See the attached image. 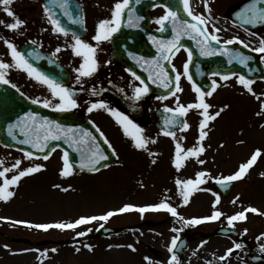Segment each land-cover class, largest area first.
Here are the masks:
<instances>
[{"label":"rangeland","instance_id":"374dc122","mask_svg":"<svg viewBox=\"0 0 264 264\" xmlns=\"http://www.w3.org/2000/svg\"><path fill=\"white\" fill-rule=\"evenodd\" d=\"M84 8L86 19H95L98 15H111L116 0H79ZM227 8L234 0H220ZM94 3L100 5L96 6ZM94 5L96 7H94ZM19 18L27 23L18 30H10L5 25L14 22L0 4V60L12 64L10 50L4 43L8 40L6 33L19 35L21 41H36L45 53L61 62L68 70L75 71L83 62L82 57L74 54L72 44L74 40L62 33L53 31L48 15L40 0H13L9 6ZM217 8V4L215 5ZM17 46L13 39L8 40ZM61 51L53 55L57 48ZM6 72V78L11 83L23 87L29 96L43 103L50 100L51 92L45 84L30 78L25 72L12 67ZM219 87L211 97H205L211 104V113L227 107L221 115L210 122L208 136L203 142L205 152L200 159L205 160L201 165L195 158H189L185 166L177 170L173 164L175 144L178 140L186 150L197 144L199 137V123L202 117L199 110L192 109L185 116L190 127L172 137L162 136L154 128L144 131V135L157 142L149 144L148 151L138 150L133 141L122 136L119 129H108L104 133L108 141L117 147V163L100 170L97 173L77 171L64 177L61 169L64 167L60 160V151L55 150L48 160L27 158L24 153L15 149L0 148V170L4 167L12 168L17 160L22 163L20 168H27L33 164L44 167L41 171L22 178L18 185L12 186L15 193L7 202L0 200V233L12 238H27L30 241H49V243L33 247L29 242L10 241L0 234V264H168L172 253L168 251L173 237L181 235V231L174 229L189 228L183 221L166 220L174 217L167 211H147L143 214L137 211L114 215L109 220L93 221L75 229L50 228L38 229L30 225L71 223L82 216H100L125 204L138 207L154 205L165 200L177 208L178 213L185 219L209 216L213 212L215 190L212 182L220 176L234 173L239 165L246 162L256 149L262 151L256 164L247 175L235 181L232 192L221 197L217 208L225 215L219 220L204 222L196 226L198 232L212 233L216 228L228 226L227 216L243 210L249 206L255 207L264 213V114L257 115L261 104L264 103V81L254 82L252 87L257 100L252 94L241 86L237 77L230 81H218ZM182 92L176 93L179 102L183 105L197 102V93L189 85L180 82ZM176 96L161 99V103L175 108ZM119 148V149H118ZM59 159V160H58ZM155 159L157 162L152 163ZM34 165V166H35ZM12 169L7 177L17 173ZM206 171L209 176L204 179L206 183L199 187L205 190L196 191L190 198L188 205H183L180 189L176 180L195 179L196 173ZM0 177V184L3 182ZM54 185H60L59 188ZM68 188V191H64ZM217 193V192H215ZM218 194V193H217ZM239 198L236 203L232 201ZM178 218V217H174ZM142 220L159 221L156 225L145 226L141 224L137 229L125 230L116 235H95L77 240L74 243L57 244L56 241L74 239L78 232L94 233L98 226L121 228L133 226ZM23 221L27 223H16ZM92 231L88 232L87 229ZM240 237L248 242L235 240L232 236H211L202 238L195 236L188 243L185 264H251L246 260L248 251L262 253L260 245L264 238L257 239L264 234V215L248 213L247 220L236 222L235 227ZM244 229H248L244 233ZM234 243H241L243 247L235 250L225 261L226 250L232 248ZM131 244L136 251L128 247ZM85 245H90L91 250ZM111 246V247H110ZM80 250L77 251L76 249ZM56 249V251H52ZM145 257L149 259L146 260Z\"/></svg>","mask_w":264,"mask_h":264},{"label":"snow or ice","instance_id":"6c2138e0","mask_svg":"<svg viewBox=\"0 0 264 264\" xmlns=\"http://www.w3.org/2000/svg\"><path fill=\"white\" fill-rule=\"evenodd\" d=\"M13 0H0V4L4 6L3 10L9 17H14V22L7 23L5 26L10 30H18L27 22L14 13L10 9V5ZM140 0H136V3H139ZM183 5V11L187 14V16L191 17V21L186 19H181L180 14L177 10H173L170 7L166 6V14L161 16L156 22L161 25L160 31H163L166 23L171 22L172 24V31L174 33L172 39L170 40H157L156 37H149L156 45L158 50V56L153 58L152 60L147 61L149 65H154V69L149 72V79L156 83L157 81L160 82L161 86L166 89H171L172 84L170 83V76L168 73V69L161 63V61H169L171 62L175 53H178L181 45V39L184 36H189L193 39H197V43L200 46V54L203 56H211L217 54L219 52L222 55L228 56V62L232 63L233 61H238L241 65L247 66L248 62L253 59V57L245 55L244 53L240 52L236 49H230L226 47L227 45H232L234 43H240L243 47H249L242 40H238V38L234 37L232 39H228L223 41L224 45H226L222 49L213 48L211 46V42H215L216 44L221 43V37L217 35L221 31L219 28H214L212 32L208 31V21L206 18L200 14L196 15L193 13L189 6V0H181ZM132 0H116L114 4L111 18L104 19L99 22L97 25L96 35L93 37V40L97 42V44L110 40L115 33H117L121 26L122 21L125 15V10H129L128 17H127V26L128 27H139V21L143 19L140 16H134V9H130V5ZM51 5H45V13L48 15L49 23L53 25V31L57 33H62L63 35L67 36L69 33V29L65 28L61 21L55 18L53 8L58 6L60 9L63 10L65 16L72 21V23L76 24H83V18L76 19L69 7H68V0H51ZM205 7L210 12V6L205 0ZM238 17L244 24H255V23H264V0H251L250 4L238 14ZM4 23V21H0V24ZM74 43L72 45L73 52L76 56L82 57L83 62L80 66L75 69L78 73L76 77V81L79 83L82 77H90L92 76L99 67V62L97 60V47L87 43L79 35L75 32L72 33ZM4 43L7 45V48L10 50V55L12 57V64L5 63L4 61L0 60V84L8 85L10 84V80L6 78L5 70L15 67L23 72H25L30 78L35 79L39 83L45 84L52 92V94L59 98L60 103L55 105L56 110L58 111H67L71 108L77 107V102L73 98V90L65 87L62 83L58 82L55 78L50 77L49 75L40 71L37 67L33 65L26 58L24 52L18 50L15 43L4 40ZM33 44L36 41H32ZM61 49L58 47L53 55L60 52ZM254 52L264 53V39H261L260 45L252 49ZM28 56H32L34 59H39L40 54L36 51L29 52ZM189 62L191 61L192 53L189 51ZM143 59V58H140ZM189 62L184 64V75L191 81L192 76L189 75ZM136 80L140 81L142 87H136L134 89V96L133 99L139 100L142 96L146 95L149 91L148 85L141 79L140 76L136 75L135 72L132 73ZM212 75H217V73H213ZM232 76H237L236 73H232ZM223 80L227 81L230 76L225 74L221 77ZM181 79V74L176 72L175 74V91L170 92V95L176 96V93L182 92L183 89L180 87L179 81ZM238 83L243 86L248 93L252 94L257 100H260L261 97L257 95L252 87L254 81L251 79L246 78L244 75L237 76ZM11 87L13 89H17V85L15 83H11ZM219 87L215 80L212 81L211 90L205 92L202 88L196 85L193 82V89L197 93V102L190 103L188 105H183L179 102V97L176 96V103L177 106L173 108L165 107L164 111L166 113H172L171 117L165 118V125L167 128H171L173 126L179 125L183 130H186L190 127L189 123L186 120H181L187 115V113L192 110L196 109L199 110V115L202 117L199 123V137L197 144L191 148L184 149L181 143L176 140V134L174 131L171 130H163L162 134L165 136L172 137L173 140H176L175 144V155L173 159V164L177 170H180L182 167L185 166V162L189 158H195L199 164H205V160L200 159L201 155L205 152V147L203 142L205 141L206 137L208 136L207 128L210 122L215 121L221 113L225 110L227 105L224 108L216 111L215 113H211L210 109L212 107L211 104L206 102L205 97H211L216 89ZM95 91H93V95H95ZM167 96L157 97V99H167ZM33 103H40L39 100H33ZM44 107L49 106V101L45 100L43 102ZM105 109L108 111L117 121V123L122 127L124 134L131 138L133 141V145L138 150L148 151L150 156H155L156 153L149 151V144L156 143L155 139H151L146 137L144 133V129L141 128L138 124H136L133 120L129 118L128 115L124 114L123 112L118 111L117 109L110 108L104 101H99L98 103H93L88 108L89 112H92L94 109ZM264 114V103L261 104L260 111L257 112V115ZM264 127V125H261ZM16 130H19L20 133L24 136V139L20 140L19 142L22 144H30L33 148L43 152L45 149L48 148L50 141H56L65 139L70 145H87V153L81 151V147H77V151H81V161H80V168L87 169L90 172L98 171L97 165L101 164V161H106L108 156L105 154L103 149L100 147V144L97 142L96 137L87 130H79L81 135L79 137H75L76 130L71 128H65L61 124L49 121L47 118H40L37 116L36 113L30 112L25 114L24 117H20L16 123L9 124L7 126L8 135L11 136L13 139H16ZM96 131L99 132L101 137H104L103 142L108 145L109 148H112L111 143L108 141L105 134L97 127ZM51 151H55V148L51 149ZM113 154H115V149H112ZM33 152H25V156L29 159L33 157ZM262 156V151L260 149H256L253 154L247 159L246 162H243L239 165L238 169L227 176H220L217 177L215 182L219 184L222 188L227 189L230 184L234 181H238L243 179L248 171L256 164L258 158ZM44 160H48L49 156L45 154L43 156ZM64 167L61 169V175L64 177H68L73 174V168L69 164V157L68 153L65 152L63 156ZM157 161L155 159L152 160V163L155 164ZM3 162H0L2 164ZM21 161L17 160L12 168L4 167L3 170H0V177H3V182L0 184V200L7 202L11 197L15 195L13 191H11L12 186L18 185L19 181L29 175L37 173L42 170L44 167L43 165L36 164L35 166H30L27 168H20ZM17 169V173L12 175L11 178L7 177V173L12 171V169ZM210 174L206 171H199L196 173L195 179H187V180H176V184L180 189V196L182 197L183 205H188L190 203V198L196 191H202L205 189L200 188L199 186L206 183L204 179L206 176ZM264 175V174H262ZM54 187L59 188L60 185H54ZM64 191H68V188H64ZM215 196L214 203L212 205L213 212L209 216L205 217H193L190 219H185L181 216L177 208L174 207L172 204L167 202V200L157 203L154 205H148L144 207H138L133 204H125L122 207L110 210L100 216H82L76 219L74 222L71 223H56V224H36L30 225L32 227H36L38 229L48 230L50 228H59V229H75L81 225L90 224L93 221H107L114 215L137 211L141 214L147 211H167L174 217H178L181 221H183L184 225H199L204 222L216 221L219 220L225 214L220 211L217 206L221 202L220 195L213 192ZM239 198L237 197L232 201V203H236ZM248 213H258L264 215V213H260L259 210L255 207L249 206L244 208L241 211L234 213L233 215L227 216V224L230 228L235 227L236 222H244L247 220ZM16 223H27L23 221H17ZM103 227V224H101ZM88 232H91L92 229L88 228ZM174 231L179 232L181 229H174ZM248 229H244V233L246 234ZM86 232H78L77 236H85ZM264 238V234L258 236L257 239L260 240ZM178 244V237H173L171 240V246L169 247L168 251L173 253L170 257L168 264H181L177 255L175 254V250ZM91 250L90 245H85ZM111 247V246H110ZM132 251H136L135 247L131 244L128 245ZM243 245L241 243H234L232 248L226 250L225 256H221L220 260L225 261L228 256H230L235 250L241 249ZM260 249L264 252V244L260 245ZM77 251L80 249L77 248ZM52 251H56V249H52ZM148 260V257H145Z\"/></svg>","mask_w":264,"mask_h":264},{"label":"water","instance_id":"95a60500","mask_svg":"<svg viewBox=\"0 0 264 264\" xmlns=\"http://www.w3.org/2000/svg\"><path fill=\"white\" fill-rule=\"evenodd\" d=\"M139 3H136V0H132L130 9L135 10L133 14H138L139 12L144 13L146 8L150 6V4L147 2L145 3L146 7L141 8ZM247 4L248 3H245V5L240 8L237 14L241 13L248 6ZM47 5L52 7L51 0L48 1ZM53 11H54L55 18L61 21L60 18L62 17L60 15V9L58 8V6H55L53 8ZM128 12L129 10H125L126 15H128ZM61 24L63 25V23ZM126 36H129V39H127V42H126ZM120 40H123L124 42H126L125 49H128L129 51H131V54H135L136 52H139L141 50L143 36L138 37L135 33H132V34L124 35V37ZM217 49H222V48H217ZM19 50L24 52L26 55V58L29 59V61L33 63V65L37 67L40 71H42L43 73L47 75L50 73V71H52L51 75L49 76L52 78H55L56 80L58 78L57 81L63 82V80H60V79H64L65 75H62L61 73L60 74L53 73V71H59V67L55 64V62L51 58L45 56L35 46L30 45V44H24L19 48ZM32 51L38 52L40 54V58L34 59L32 56L27 55L29 52H32ZM116 56H117L116 58L119 61L123 62L119 54H116ZM248 56H251V55H248ZM251 57H253V59L248 62L247 66H245V65H241L238 61H233L232 63H229L228 56L222 55L219 52L211 56L202 57L201 55V58L198 57V54L196 53L197 62L194 65H192L190 68L192 79L202 89H206L205 84L203 82L204 77L201 73L198 72L199 68L203 69L202 68L203 65H210L211 68L208 69L210 71L220 72L224 74H226V72H238L247 78H262L264 76L263 67L261 66L256 56L252 55ZM47 64H51V67L46 66ZM163 65L165 66V68L168 67L167 62L165 61H163ZM137 70L139 69L137 68ZM136 73L138 75H142L141 72L139 71H137ZM168 73H169V76H171L170 72ZM52 75L57 76V78L53 77ZM151 90H155V89H151ZM161 92H165V91H161ZM30 112L36 113L37 116L40 118H47L49 121L57 122L61 124L62 126H64L65 128H71V129L76 130L75 137H79L81 135L79 130H82V129L91 132L96 137L97 142L100 144V147L103 149V151L106 153V155L109 158V160L107 159L106 161H101V164L97 165V168L106 166L112 162L110 152L102 144L101 140L97 138L96 134L94 133L92 129V126L88 122H86L83 118L77 117L69 113H61V112L57 113V112L47 111L45 109L37 107L36 105L30 102L25 101L18 94L12 91H9V89L4 88L2 86H0V144L5 145V146H17L18 148L26 152H33L35 156H42V157L45 154L49 155L51 149H53L54 147H59L68 153L69 164L80 168L81 151H84L85 153H87L88 146L86 144L83 146L70 145L68 142H66L65 139H61V140H56V141H50L48 148L45 149V151L41 152L33 148L30 144L20 143L19 141L24 139V136L20 133L19 130H16V137H17L16 139H13L11 136L8 135L7 126L9 124L16 123V121L20 117H24L25 114L30 113ZM77 147H81V151H77L76 150ZM217 187L224 194H227L232 188V184H230V186L227 189L222 188L219 184H217ZM101 232L111 233L113 231L110 229H101ZM230 232L232 231L228 229H220L216 233H230ZM187 240H188V236H183L178 240L177 248L175 250L176 253H180L185 250ZM252 259L253 261H255V258H252Z\"/></svg>","mask_w":264,"mask_h":264},{"label":"flooded vegetation","instance_id":"af4514ba","mask_svg":"<svg viewBox=\"0 0 264 264\" xmlns=\"http://www.w3.org/2000/svg\"><path fill=\"white\" fill-rule=\"evenodd\" d=\"M217 10L223 12V4L217 1ZM191 6V5H190ZM193 11V6L190 7ZM207 10V9H206ZM197 12L199 10H196ZM208 11V10H207ZM194 14L196 13L193 11ZM209 12V11H208ZM160 18V17H159ZM158 17H152L150 27L157 30L161 27L156 21ZM208 31L212 32L214 28H219L221 31L217 33L221 37V42L232 39L234 37L238 40L244 41L249 45L247 48H255L258 45V33L244 30L243 28L235 25L228 17L227 13L220 14L219 17H207ZM95 29V34H96ZM234 45H242L234 43ZM97 60L99 62L98 70L90 77H82L81 81L74 83V99L77 102V107L71 108L73 111L86 114L88 108L93 103L104 101L110 108L119 109L124 114L128 115L131 120L138 121L143 127L148 128L153 125V118L155 110L161 106L159 95L146 94L139 100L133 99L134 88L131 91L126 90L130 77L123 67L114 63L106 55L101 57L97 53ZM95 91V95H93ZM60 103L59 98L52 95L49 105L55 107ZM108 111L105 109H94L93 120L99 123L106 118ZM95 124H97L95 122ZM101 125V124H100ZM98 126V125H97Z\"/></svg>","mask_w":264,"mask_h":264}]
</instances>
